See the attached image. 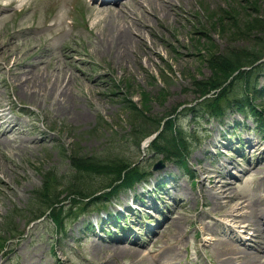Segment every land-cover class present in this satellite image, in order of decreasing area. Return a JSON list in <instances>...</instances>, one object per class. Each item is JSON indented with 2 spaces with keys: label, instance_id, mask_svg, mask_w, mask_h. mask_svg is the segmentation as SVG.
I'll return each mask as SVG.
<instances>
[{
  "label": "rangeland",
  "instance_id": "rangeland-1",
  "mask_svg": "<svg viewBox=\"0 0 264 264\" xmlns=\"http://www.w3.org/2000/svg\"><path fill=\"white\" fill-rule=\"evenodd\" d=\"M129 25L134 43L122 45L116 36ZM263 27L264 0H0V230L18 212L9 236L21 234L8 240L0 264H264V230L243 233L251 235L242 245L249 256L226 254V207L217 199H227L204 171L222 169L231 193L248 203L247 220L257 221L256 212L264 214L259 116L183 110L200 99L196 82L212 75L217 53ZM127 101L153 119L178 111V126L194 137L187 169L131 140ZM260 107L264 95L253 100ZM252 143L259 148L251 152ZM78 144L103 158L122 153L151 175L57 233L51 218L31 222V199L48 171L70 173ZM160 160L165 166L154 170Z\"/></svg>",
  "mask_w": 264,
  "mask_h": 264
},
{
  "label": "trees",
  "instance_id": "trees-1",
  "mask_svg": "<svg viewBox=\"0 0 264 264\" xmlns=\"http://www.w3.org/2000/svg\"><path fill=\"white\" fill-rule=\"evenodd\" d=\"M263 57L264 27L259 28L258 33L242 46L235 49L226 47L217 53L214 63L212 62V75L196 82L198 91L202 94L200 100L191 106H185L183 110L186 114L193 113V116L218 118L232 109L248 117L254 112L259 116L260 126H264L263 109L252 108L253 100L264 95V87L259 81L264 71V62H258ZM127 102L131 104L127 106L125 102V106L133 115L131 140L139 144L145 137L159 131L151 143L152 149L163 154L167 160L185 166L186 159L194 148V137L187 134V128L178 126V111L171 113L169 120L153 119L135 103ZM71 156L70 173L57 178L55 172L48 171L43 186L33 191L31 199L34 207L31 219L47 214L45 218H51L55 229L61 233H66L67 226L87 212L90 206L109 202L114 193L123 187H131L147 175L139 164L133 165L134 162L122 153L103 158L83 152L78 144ZM96 176L101 177L98 182L94 180ZM61 185L63 190L60 189ZM63 194L65 195L62 196ZM81 208H84L83 212ZM17 213L12 212L3 221L6 228L0 230V241L6 244L1 245L0 252L13 237L9 236L11 219Z\"/></svg>",
  "mask_w": 264,
  "mask_h": 264
},
{
  "label": "bare ground",
  "instance_id": "bare-ground-1",
  "mask_svg": "<svg viewBox=\"0 0 264 264\" xmlns=\"http://www.w3.org/2000/svg\"><path fill=\"white\" fill-rule=\"evenodd\" d=\"M110 2V0H106L105 3ZM107 10H110L111 8L107 5H105ZM104 9V8H102ZM120 31H118V35L116 36V41H118L119 43H121L122 45H132L134 43V36H132L131 34H133L134 29L131 25H129L128 28H120ZM3 117V116H2ZM252 145V151H254L255 149L259 148L258 144H251ZM262 152H264V150H262ZM235 163V162H233ZM262 164V163H261ZM237 165H239L237 163ZM235 164V166H237ZM253 167V166H252ZM221 168L225 169L224 166H222ZM222 170V169H221ZM221 170H211V169H204L205 172H207V176L206 178L211 180V181H215L213 178H216V183H214V186L217 187L218 189V195L219 198H224L227 199L225 201H220L217 199V203H221L223 205V207H226L224 209V211L221 214V224L226 225H231V227L229 226L230 229V235L226 236V235H222L221 239L225 240L227 243H229L228 245L232 246L228 248V251L226 252V254L228 256H232L236 253L239 252H245L247 256H249V251L244 249L242 247V245L244 244L242 239L240 237H238V235L236 234V231H240V233H244L247 230H252L253 234L254 231H256L257 237L260 235L261 237V233L260 230H264V214H258V212H256V217H259V219L257 221H251V220H247V215L248 212L245 209L246 207H248V203H245V201L239 200L238 195L234 193V191H232L231 193V188L228 185L227 181L225 182L224 180V176L221 175ZM227 170V169H226ZM215 172H217L218 174H214ZM228 172L227 175H229L230 177H233L232 174L230 173V171H225ZM220 177V178H219ZM213 179V180H212ZM228 191V192H227ZM237 198V200L232 203L230 202L231 200ZM230 203H232L230 205ZM251 207V211L249 213H255L254 209L252 210V206ZM223 218V219H222ZM260 226V227H259ZM231 234H233V236H231ZM249 234V233H246ZM254 234V235H256ZM244 237H246L247 239L251 238V235H243ZM214 237H210V236H206L205 240L207 241L208 239H213ZM215 239V238H214ZM216 240H220L217 239ZM246 246V245H245ZM228 259H233V260H237L233 257H228ZM247 259L250 258H242V261H246Z\"/></svg>",
  "mask_w": 264,
  "mask_h": 264
},
{
  "label": "water",
  "instance_id": "water-1",
  "mask_svg": "<svg viewBox=\"0 0 264 264\" xmlns=\"http://www.w3.org/2000/svg\"><path fill=\"white\" fill-rule=\"evenodd\" d=\"M164 164L162 161H160L159 163L156 164L155 168H158V167H162Z\"/></svg>",
  "mask_w": 264,
  "mask_h": 264
}]
</instances>
